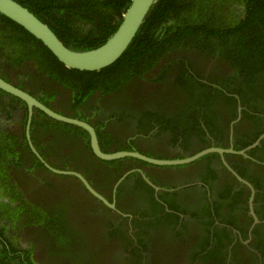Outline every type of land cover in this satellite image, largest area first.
Here are the masks:
<instances>
[{
	"label": "flooded vegetation",
	"instance_id": "flooded-vegetation-1",
	"mask_svg": "<svg viewBox=\"0 0 264 264\" xmlns=\"http://www.w3.org/2000/svg\"><path fill=\"white\" fill-rule=\"evenodd\" d=\"M174 64L158 61L140 74L139 81L126 84L121 94L103 98L93 93L85 103L75 104L72 92L34 60L13 65L0 58V78L52 111L88 123L104 153L133 151L158 160H182L208 148L244 151V155L207 153L170 166L126 157L103 165L107 175H102L103 170L98 171L102 160L92 152L85 130L34 108L29 116L22 101L0 92V264L75 263L66 250L68 240L75 255L91 254L93 240L101 234L94 220L97 212L105 211L100 208L104 205L74 174L115 205L114 210L105 207L109 211L103 230L105 237L112 235L106 240L114 256L123 253L128 239L146 243L144 264H235L236 260L254 264L249 254L259 256L253 245L256 237L264 236V220H259L263 214L256 212L264 206V161L259 160L264 157V139L247 148L264 133L256 136L264 128V115L250 110L245 116L237 94L217 85L219 93L215 84L204 81L208 74L227 79L222 64L215 67L208 62L193 93L170 92L155 81ZM167 79L172 82L174 77ZM135 113L147 117L156 113L162 124L145 125ZM252 138L255 141L244 147ZM252 150H257L255 155ZM45 164L73 174L54 173ZM227 167L252 186L258 223L249 213L250 189ZM257 193L262 194L260 200ZM113 228L121 231L119 237L112 234ZM83 239L88 252L79 245ZM226 241L224 248L220 243Z\"/></svg>",
	"mask_w": 264,
	"mask_h": 264
},
{
	"label": "trees",
	"instance_id": "trees-1",
	"mask_svg": "<svg viewBox=\"0 0 264 264\" xmlns=\"http://www.w3.org/2000/svg\"><path fill=\"white\" fill-rule=\"evenodd\" d=\"M14 1L32 12L65 47L74 51H88L104 44L116 31L131 3V0ZM4 57L13 65H19L23 60H34L41 71L53 76L72 92L75 104L85 103L93 93L103 98L121 94L126 84L129 86L141 79L142 72L155 67L158 61L167 60H174V66L167 67L155 82L161 81L163 87L171 89L170 92L193 93L197 90L194 85H201L199 79H203L206 64L213 62L215 67L222 64L227 79H212V75L208 74L204 81L220 87L222 85L237 94L245 108V116L249 117L250 110L264 115V0H155L122 55L106 68L92 72L66 68L40 41L0 14V58ZM171 67L173 69L170 70ZM171 77H174L172 82L167 79ZM233 82L230 89L228 84ZM218 86L215 87L216 91L222 93ZM184 111L181 110L182 113ZM191 115V111H187L189 118ZM135 116L145 125L162 124L160 115L156 113L150 117L143 113H135ZM263 132L264 128L256 136ZM256 138H252L244 147L252 144ZM256 151L252 150L251 154L255 155ZM259 160L263 162L264 157H259ZM113 163L117 162L99 161L98 171L102 169V175H107L102 167ZM260 197L262 194L257 193L256 200H260ZM100 208L105 211L97 212L94 221L99 223L96 227L101 234L97 240H93L91 254L77 256L69 240L66 242V250L78 261L75 260V263L144 264L146 257L142 253L147 246L140 240L133 244L127 239L123 253L114 256L112 246L106 240L112 235L107 233L105 237L103 233L107 221L104 214L109 210L105 206ZM91 209L96 211L98 208ZM256 212L262 213L259 220H264V206ZM110 225L114 227L113 223ZM120 233L112 229L114 236ZM256 238L253 247L259 256L253 253L249 256L253 255L254 264L259 261L264 264V236ZM86 243L83 239L79 245L88 252ZM220 244L225 248L229 242ZM128 250L131 255L126 256ZM110 254L113 256L108 260ZM75 263L71 261L69 264ZM235 264L243 263L236 260Z\"/></svg>",
	"mask_w": 264,
	"mask_h": 264
},
{
	"label": "water",
	"instance_id": "water-1",
	"mask_svg": "<svg viewBox=\"0 0 264 264\" xmlns=\"http://www.w3.org/2000/svg\"><path fill=\"white\" fill-rule=\"evenodd\" d=\"M155 0H131L129 7L126 9L123 18L117 27L116 31L107 39V41L102 44L100 47L88 51H74L67 47H65L61 41L56 37V35L48 28L46 24L40 21L32 12H30L27 8L21 6L14 0H0V14L23 28L26 32H28L31 36H33L36 40L40 41L42 45L47 48L51 52V54L57 59V61L63 64L66 68L78 70L80 72L84 71H99L103 68H106L114 61H116L125 49L128 47L131 40L136 35L139 27L143 23V20L148 13L150 7L154 3ZM0 91L13 96L20 101H22L29 110V116H31L32 109H37L43 112L46 116L56 121H60L62 123L70 124L82 128L85 130L90 137V146L94 155L102 160V161H115L120 160L126 157L135 158L141 161H144L149 164H153L155 166H170L177 164H185L191 162L207 153H218L222 155L223 153H235L244 155V151L235 152L232 149H220V148H208L205 149L194 156L182 159V160H158L153 158H148L146 156L141 155L140 153L133 151H117L113 153H104L101 151L97 136L95 134L94 129L86 122L72 119L69 117H65L60 115L47 106L39 102L37 99L24 92L23 90L13 86L7 81L0 78ZM27 139L29 140V135L27 133ZM264 139V133L260 135V137L247 148H254L259 144V142ZM29 146L31 147L32 152L37 156V158L41 161L40 155L37 151L32 147L29 142ZM44 163V162H43ZM46 165V164H45ZM227 166V165H226ZM46 167L57 174H73L66 171H59L53 169L46 165ZM228 170L236 177L239 182H242L246 185L251 191V198L249 201V213L253 218L254 223H258L256 215L254 214L252 207L253 193L254 190L252 186L241 177L237 175L232 169L227 167ZM79 180L83 183L86 189L97 199L99 200L105 207L114 210V203L108 202L101 194L96 192L88 182L79 174H74ZM147 182V179L144 178Z\"/></svg>",
	"mask_w": 264,
	"mask_h": 264
}]
</instances>
